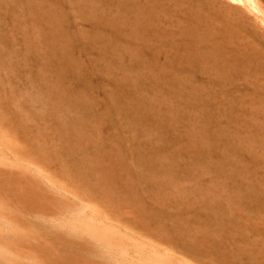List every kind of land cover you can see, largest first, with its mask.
Here are the masks:
<instances>
[{
  "label": "rangeland",
  "instance_id": "rangeland-1",
  "mask_svg": "<svg viewBox=\"0 0 264 264\" xmlns=\"http://www.w3.org/2000/svg\"><path fill=\"white\" fill-rule=\"evenodd\" d=\"M0 136L184 264H264V0H0ZM47 198L0 170L41 264H105L25 216Z\"/></svg>",
  "mask_w": 264,
  "mask_h": 264
},
{
  "label": "bare ground",
  "instance_id": "bare-ground-1",
  "mask_svg": "<svg viewBox=\"0 0 264 264\" xmlns=\"http://www.w3.org/2000/svg\"><path fill=\"white\" fill-rule=\"evenodd\" d=\"M7 144L5 145L7 146ZM3 150L5 151L6 148ZM10 153L8 155L11 156ZM16 155L14 156L16 157ZM36 167L34 168L27 163L20 162L17 159L12 160L7 155L0 154L1 171L14 174L19 179L29 182L34 188L40 189L48 195L47 206L51 211L36 210L28 212L25 216L42 223L49 230H55L63 234L66 240H77L78 243H82L86 257L99 259L105 264H184L178 259L180 257L177 258V256H174L175 254L171 255L172 252L171 254L160 252L159 248L154 249L151 244L148 245V243L140 241V237L136 239L121 231L123 229L104 222L105 220H101V217L99 218L88 204L62 195L60 191L44 180L46 177H42L40 175L41 171L39 173ZM48 175L50 176V174ZM11 181L13 180L11 179ZM49 181L53 182V180ZM1 201L0 199V251L14 256L15 260L25 261L27 264H41L28 246L31 237L25 232L27 228L17 217L6 214L5 208L3 209V205L1 206ZM120 215L119 218L123 217ZM33 243H35L34 240ZM5 258L7 259V257ZM0 264L11 263L0 259Z\"/></svg>",
  "mask_w": 264,
  "mask_h": 264
}]
</instances>
